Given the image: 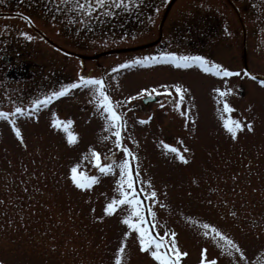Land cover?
<instances>
[{
	"label": "rangeland",
	"instance_id": "1",
	"mask_svg": "<svg viewBox=\"0 0 264 264\" xmlns=\"http://www.w3.org/2000/svg\"><path fill=\"white\" fill-rule=\"evenodd\" d=\"M167 2L154 0L153 28L136 25L133 10L127 8L129 0L119 7L105 0V6L95 8L90 16H82L75 5L45 13L38 21L40 33L74 56L56 51L30 32L28 56L37 62H31L27 78L0 77V110L11 113L16 106L27 108L34 99L77 81L81 74L102 77L127 122L122 143L137 157L129 158L133 169L139 168L136 188L145 189L141 198L157 192L156 202L144 201L157 213L153 234L169 233L166 239L170 240V233H176L178 247L188 253L181 264H198L202 249L216 264H264V86L247 77L243 67L245 52L249 71L264 75L263 16L252 15L253 29L245 35L247 45L242 47L236 18L232 19L237 30L227 26L226 32L219 25L207 28L203 27L201 0L179 1L172 7H166ZM163 20L166 45L139 47L158 36ZM4 21L0 19V27ZM65 25L76 27L78 35L63 37ZM6 40L0 34V42ZM4 44L9 45L8 41ZM132 46L138 48L105 52ZM160 51L203 55L240 75L217 77L197 66L178 69L171 65L112 71L127 60ZM175 84L186 90L182 102L174 90L172 95L163 94V86ZM153 88L161 93H153L155 102L145 104L143 95L128 100L141 89ZM216 88L227 95L220 97ZM225 99L233 108L231 113L223 111ZM174 101L180 103L179 108ZM101 111L90 89H72L31 117L16 116L23 143L11 125L0 119V260L4 264H114L122 241L126 264H158L140 250L138 234L132 232L125 240L127 227L121 220L127 206L104 214L106 204L118 196L119 170L101 175L91 150L101 154V163H111V157L118 163L125 157L112 133L105 130ZM53 113L60 120L73 121L69 130L77 134L76 143L69 144L67 133L51 126ZM229 117L251 122L253 131H239L233 139L223 124ZM164 144L178 148L188 162L180 161ZM76 164L78 171L98 176V183L90 189L76 188L70 178ZM204 223L232 239L243 256L235 249L221 248L224 241L215 234L204 236Z\"/></svg>",
	"mask_w": 264,
	"mask_h": 264
},
{
	"label": "snow or ice",
	"instance_id": "2",
	"mask_svg": "<svg viewBox=\"0 0 264 264\" xmlns=\"http://www.w3.org/2000/svg\"><path fill=\"white\" fill-rule=\"evenodd\" d=\"M67 2V0H64ZM75 6L81 9L82 16H90L95 8H102L105 6V0H95L93 5L92 0H84L80 3V0H74ZM113 4L117 7L124 4V0H112ZM131 3V0H129ZM107 11V9H106ZM108 14L114 15V13L108 12ZM28 40H32L33 37L28 33H21ZM155 65H171L175 68H191L193 66L199 67L205 73H211L217 77H231L233 75H240L239 72H232L227 67L222 66L220 63L215 61H210L203 55H183L178 54L174 51H160L156 54H149L144 56L135 57L133 59L127 60L122 64L116 65L112 71L117 72L120 69H126L130 67H152ZM245 75H250V73H245ZM255 79V76H252ZM260 84L264 86V80L260 81ZM76 88H87L91 90L93 96V102L98 110H101V115L105 120V130L112 133L114 136V144L118 149H121L125 158L121 159L118 163L114 157H111V163H101V154L94 149L91 150L92 162L97 168L101 175L115 174V170H119V178L115 180V191L118 196H114L110 202L106 204L103 211L105 215H112L117 212V209H121V206H127V214L123 216L121 223L126 225L127 231L124 232V238H126L132 233L138 234V244L142 252H147L158 264H181L182 257H186L188 253L182 251L176 242V233L172 231L170 233L171 239L168 240L166 237L169 233H164L163 236L159 232L153 234L152 229L156 227V216L157 213L151 207V204L145 205V199L156 202L157 192L152 190L147 193L144 198H141V193L145 192L144 188L139 190L136 188V178L139 176L138 165L133 169L130 159H137L134 153L125 146L122 141L124 137L122 136V131L126 128L127 122L122 113L117 111L118 103L114 101L108 93V86L106 85L102 77H94L91 75L85 76L83 74L79 75L78 80L65 84L59 88V90L51 91L50 93L43 95L34 99L29 107L25 108L23 105L16 106L14 112H5L0 110V119L6 120L12 127L15 136L19 139L21 143L24 142L23 135L20 127L17 126L16 116L31 117L37 112L41 107H47L54 100L70 94V90ZM173 90L178 97V100L182 102L185 97L183 95L186 91L180 84L172 85L171 88L167 85L163 86V94L172 95ZM214 91L220 96L225 97L227 93L222 91L220 88L214 89ZM228 91H231L230 89ZM153 93L160 95L161 93L153 88L151 91L148 89H141L135 97L130 96L128 100L131 101L140 97L141 95L145 98H152ZM177 108L180 107V103L174 101ZM163 107V105H161ZM223 111L226 113H231L233 108L230 106L228 101L223 100ZM182 115H187L186 112H182ZM11 117V119H9ZM53 119L51 121V126L54 128H62L67 133V142L69 144H74L77 142V134L69 130V126L73 123L71 119L60 120L55 113H53ZM149 119H151L149 117ZM147 120H140L139 123H147ZM224 128L231 134L233 139L237 138L238 132L242 130L253 131L251 122H241L239 119H233L231 117L224 119ZM108 139V137H104ZM163 143V142H161ZM164 147L175 153L177 158L187 163V158L181 153V151L170 145L164 144ZM187 151V149H185ZM87 159V157H84ZM80 168L79 164L73 165L70 169V178L73 185L76 188L84 190L90 189L93 184L98 183V176L92 175L88 176L83 171H78ZM150 183V182H149ZM163 207V205H161ZM123 210V209H122ZM94 211V209H93ZM151 216L153 219L149 221L147 216ZM98 219H103V217H98ZM204 229L203 235L206 237H219L223 244L219 246L221 248L235 249L236 252H240L243 256V252L238 247V245L229 237L221 233L215 226L204 223L201 225ZM207 249H202L201 259L198 264H216L215 259L206 258ZM125 243L122 241L114 257V264H126L125 260ZM231 255V252H229ZM0 264H4L3 260H0Z\"/></svg>",
	"mask_w": 264,
	"mask_h": 264
},
{
	"label": "flooded vegetation",
	"instance_id": "3",
	"mask_svg": "<svg viewBox=\"0 0 264 264\" xmlns=\"http://www.w3.org/2000/svg\"><path fill=\"white\" fill-rule=\"evenodd\" d=\"M169 1L166 3V7ZM179 1L184 0H174L170 6L179 4ZM83 2L84 0H80V3ZM71 5H75L74 0H67V2H64V0H0V19L7 22L0 27V34L7 39L4 42L8 41L9 43V45H6L4 42H0V77L23 79L30 76V64L33 60L28 56L29 40L21 33L26 32L30 35V32H33L34 36L39 35V37H42L41 41L48 43L56 51L59 50L66 55L74 56L49 43L44 36L45 34L40 33L39 30H43L38 23L45 13L50 10L61 7V12H63ZM156 5L154 0H132L131 3H128L127 8L133 10L136 25L153 28L155 26V16L153 17L151 11L156 9ZM147 9L150 11L149 13H147ZM201 14H204L203 27L218 28L219 25V27L223 26L226 32L228 31L227 26H232V29L237 30V26L232 19L236 18L243 34L242 47L247 45L245 35L253 29L252 15L263 16L264 30V0H201ZM8 19H14L18 22H10ZM230 21L232 22L230 23ZM163 25L164 20L158 24V36H154L141 44L154 42L149 46L151 48L166 45ZM64 28L65 32L61 34L64 35L63 37L73 38L78 35L76 27L68 28L65 25ZM34 47L36 46L34 45ZM36 62L33 61V63Z\"/></svg>",
	"mask_w": 264,
	"mask_h": 264
},
{
	"label": "water",
	"instance_id": "4",
	"mask_svg": "<svg viewBox=\"0 0 264 264\" xmlns=\"http://www.w3.org/2000/svg\"><path fill=\"white\" fill-rule=\"evenodd\" d=\"M173 1V0H172ZM171 1V2H172ZM151 43H148V44H145V45H141V46H139V47H144V46H148V45H150ZM138 48V46H135V47H124V48H117V49H110V50H107V51H105L106 53H112V52H116V51H129V50H134V49H137ZM245 50V49H244ZM243 57H244V67H245V69H246V71H248V67H247V62H246V54H245V52L243 53ZM248 73H249V71H248ZM250 76L252 77V76H255V79H258V80H264V77H260V76H258V75H252V74H250ZM156 99V97L153 95L152 96V98H143V102L145 103V104H147V103H149V102H152V101H154Z\"/></svg>",
	"mask_w": 264,
	"mask_h": 264
},
{
	"label": "bare ground",
	"instance_id": "5",
	"mask_svg": "<svg viewBox=\"0 0 264 264\" xmlns=\"http://www.w3.org/2000/svg\"><path fill=\"white\" fill-rule=\"evenodd\" d=\"M142 44H140L139 46H141ZM132 47H135V46H132ZM135 50V49H134Z\"/></svg>",
	"mask_w": 264,
	"mask_h": 264
}]
</instances>
